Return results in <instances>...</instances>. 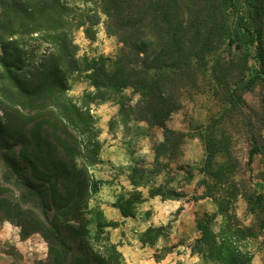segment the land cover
<instances>
[{
    "label": "trees",
    "instance_id": "1",
    "mask_svg": "<svg viewBox=\"0 0 264 264\" xmlns=\"http://www.w3.org/2000/svg\"><path fill=\"white\" fill-rule=\"evenodd\" d=\"M94 13L77 10L63 0H0V215L15 221L21 239L38 234L47 245L48 264H124L109 231L119 226L91 205L104 182L92 168L101 163L102 143L89 103L67 94L66 79L83 74L93 100L119 97V116L162 130L156 157L169 160L182 135L166 123L181 109V99L210 82L228 109L243 93L264 81V0H82ZM104 17L105 32L119 48L114 58L79 56L73 32L91 30ZM36 35V37H35ZM47 44L41 51L29 40ZM225 47L229 60L217 52ZM233 50L236 54L233 56ZM40 53V54H39ZM232 55V56H231ZM253 60V64L249 61ZM132 90L138 103L126 109L121 93ZM259 139L252 137L250 158L264 155V120ZM206 171L212 179H226L228 169L216 157L229 155L211 128L203 135ZM157 165H160L157 163ZM159 170L134 169L132 191L113 204L122 219L134 218L147 198V186ZM16 193H4L5 186ZM248 198L259 229L264 228V182ZM4 189V190H3ZM150 199L178 200L182 195L152 188ZM212 198L213 196H208ZM200 255L219 264H247L249 258L232 246L233 233L224 228L215 243L201 227ZM163 235L149 230L143 244Z\"/></svg>",
    "mask_w": 264,
    "mask_h": 264
},
{
    "label": "rangeland",
    "instance_id": "2",
    "mask_svg": "<svg viewBox=\"0 0 264 264\" xmlns=\"http://www.w3.org/2000/svg\"><path fill=\"white\" fill-rule=\"evenodd\" d=\"M63 1L80 11H95L93 5L82 0ZM99 18V24L91 28L93 41L87 39L86 27L73 32L79 56L114 58L116 55L119 44L106 34L104 17ZM29 43L41 51L48 48L47 44L34 39ZM217 54L227 60L231 58L225 47ZM235 54L233 50L232 55ZM249 64H253V60ZM66 84L68 96L76 102L89 103L96 119L102 150L101 163L92 168V174L104 184L91 205L101 210L106 220L119 223L116 229L109 231V238L118 246L124 264H219L213 257L198 253L203 226L217 244L221 242L223 229L230 230L232 246L249 258L247 264H264V228L259 229L248 203V198L259 193L258 184L264 182V155L250 158L252 137L263 136L264 81L243 93L239 103L230 107L227 114L229 105L215 95L213 85L198 82V89L189 90L182 97L181 109L166 123L170 130L182 135L180 145L169 160L164 155L157 158L154 151L163 141L162 130L132 119L123 125L119 97L107 102L93 100V89L83 74L68 76ZM121 97L127 110L139 101V96L130 89L123 90ZM2 121L0 109V123ZM211 127L229 153L228 156L219 154L213 166L214 170L219 165L228 169L227 178L220 181L209 177L206 171L203 135ZM157 168L159 172L153 175L151 182L139 188L147 200L136 206L134 218L122 219L113 204L118 196L133 190L130 173L134 169ZM152 188L171 190L182 198L150 199L148 193ZM8 191L16 193L6 185L4 193L10 194ZM151 200L156 201L151 204ZM157 228L162 229L163 235L152 243L143 244L140 240L143 234ZM0 264H48L47 245L38 234L21 239L15 221L0 215Z\"/></svg>",
    "mask_w": 264,
    "mask_h": 264
},
{
    "label": "crops",
    "instance_id": "3",
    "mask_svg": "<svg viewBox=\"0 0 264 264\" xmlns=\"http://www.w3.org/2000/svg\"><path fill=\"white\" fill-rule=\"evenodd\" d=\"M103 201H106V200H103ZM154 201H156V200H151V204H152V203H155ZM106 205H107V204H105L104 207H105Z\"/></svg>",
    "mask_w": 264,
    "mask_h": 264
}]
</instances>
